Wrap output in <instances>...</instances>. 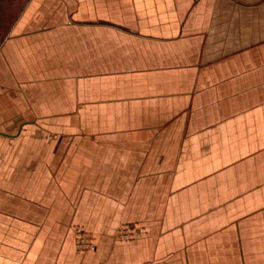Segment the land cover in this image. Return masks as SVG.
Listing matches in <instances>:
<instances>
[{
  "label": "crops",
  "instance_id": "1",
  "mask_svg": "<svg viewBox=\"0 0 264 264\" xmlns=\"http://www.w3.org/2000/svg\"><path fill=\"white\" fill-rule=\"evenodd\" d=\"M0 264H264V0H0Z\"/></svg>",
  "mask_w": 264,
  "mask_h": 264
},
{
  "label": "rangeland",
  "instance_id": "2",
  "mask_svg": "<svg viewBox=\"0 0 264 264\" xmlns=\"http://www.w3.org/2000/svg\"><path fill=\"white\" fill-rule=\"evenodd\" d=\"M123 236L128 240L134 238V236L131 237L130 235L126 234H124ZM75 246L77 252L88 253L89 251H92L94 249V239L89 233L84 230L77 231Z\"/></svg>",
  "mask_w": 264,
  "mask_h": 264
}]
</instances>
